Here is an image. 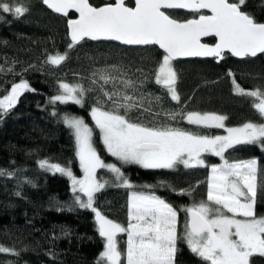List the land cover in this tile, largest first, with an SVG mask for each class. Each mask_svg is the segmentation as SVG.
I'll use <instances>...</instances> for the list:
<instances>
[{
	"label": "trees",
	"instance_id": "16d2710c",
	"mask_svg": "<svg viewBox=\"0 0 264 264\" xmlns=\"http://www.w3.org/2000/svg\"><path fill=\"white\" fill-rule=\"evenodd\" d=\"M5 2L22 4L28 11L17 18L0 10V67L3 68L0 98L22 80L34 91H25L12 109L0 115V173H3L0 174V246L18 253H0V264H98L100 260L104 239L99 235L93 212L75 203L67 176L39 166L40 161L47 160L71 169L74 176L81 175L72 130L63 123L65 115L81 117L93 128V143L101 159L120 167L124 177L134 185L132 189L121 187L112 173L100 171V178L107 184L95 193L94 207L106 218L127 226L128 196L133 189L164 199L178 211L179 220L183 216L182 208L206 200L209 165L219 162L215 156H205L207 167L185 168L177 164L173 169H144L134 164L121 165L106 152L90 117L91 108L102 97L100 85H103V81L92 83L93 73L106 69L116 77L114 82L103 85L108 91H113L114 85L123 90L121 81H132L134 88L128 89V94L136 97L143 94L145 107L151 100L152 112L160 113L154 118L150 112L134 109L128 113L132 122L146 126L167 122L204 135L217 130L189 125L179 117L167 121L164 113H217L226 117L224 122L228 126L264 123L250 98L237 95L233 86L235 79L245 90H264V53L240 60L226 53L218 62L211 59L172 62L180 96L177 103L166 89L155 83V72L163 58L155 46L125 47L83 40L69 48L66 23L73 14L59 17L39 0ZM89 2L94 7L103 4L101 0ZM127 5L131 6L132 2ZM243 10L264 23V0H246ZM167 14L178 21L198 16L182 11H167ZM65 53L67 58L59 66L46 63L49 56ZM61 82L79 84L88 90L83 107L49 102L58 94ZM225 157L230 162H257L260 187L255 212L257 217H264V149L259 145H236L228 149ZM182 190L191 192L189 196L178 194ZM117 241L124 253L125 235H118ZM250 262L264 264V257L253 256ZM174 264L204 262L178 239Z\"/></svg>",
	"mask_w": 264,
	"mask_h": 264
},
{
	"label": "snow or ice",
	"instance_id": "6c2138e0",
	"mask_svg": "<svg viewBox=\"0 0 264 264\" xmlns=\"http://www.w3.org/2000/svg\"><path fill=\"white\" fill-rule=\"evenodd\" d=\"M246 0H135L134 7L125 0L94 7L89 0H42L54 13L68 16L70 10L78 19H69L71 36L69 48L85 38L94 41H118L123 45H158L163 50L162 62L155 72V83L166 89L172 101L180 103L176 89L177 74L172 61L179 57H214L222 59L225 52L236 57H255L264 53V23L257 22L243 10ZM166 9H187L198 19L184 22L172 18ZM206 9L208 13L201 12ZM0 10L19 18L28 9L19 3L0 0ZM217 38L214 46L201 43V37ZM67 53L49 56L46 63L59 66ZM3 68L0 67V71ZM11 70V69H9ZM229 75H232L229 73ZM99 77V80L95 77ZM93 84L114 82L106 69L93 73ZM123 90H106L100 85L102 97L90 110L91 119L106 152L121 165L134 164L144 169H173L177 164L185 168L207 167L202 157L217 156L222 164L211 166L207 181L206 200L181 209L186 214L183 235H178V211L155 194L132 191L128 200V223L104 217L95 207V193L107 181L98 180V169H106L119 186L132 189L116 164L105 163L93 143V128L81 117L65 115L63 123L72 130L76 156L82 178L69 168L47 160L39 162L45 171L67 176L72 185L75 203L95 213L99 235L104 238V251L98 264H174L177 241L182 239L190 251L204 264H250L253 256L264 257V217H257V162H230L225 153L236 145H259L264 149V123L246 122L240 127H225L226 117L216 114L180 111L165 112L167 121L186 120L189 125L203 128H224L227 135L208 136L172 126L167 122H153L152 126L132 122V110L152 112V101L145 107V97L129 95L134 88L130 80H122ZM234 92L250 98L255 111L264 118V90H245L233 79ZM25 91H34L26 81L14 83L10 92L0 98V115L6 114ZM87 89L82 85L61 82L59 92L50 98L52 104H73L83 107ZM159 100V97L156 98ZM56 114L55 112L53 113ZM3 174V173H0ZM191 190L178 194L189 195ZM19 194V193H17ZM86 198V199H85ZM230 214V215H229ZM126 233V251L118 247V234ZM0 253L17 255L13 249L0 246Z\"/></svg>",
	"mask_w": 264,
	"mask_h": 264
},
{
	"label": "water",
	"instance_id": "95a60500",
	"mask_svg": "<svg viewBox=\"0 0 264 264\" xmlns=\"http://www.w3.org/2000/svg\"><path fill=\"white\" fill-rule=\"evenodd\" d=\"M39 1H41V3H42V0H39ZM101 1L103 2V4H102L101 6H99V7L105 6L106 4L114 3V0H101ZM128 1H132V6L127 5V2H128ZM125 3H126V5L129 6V7H134V5H135V0H125ZM42 5H43L47 10H49L51 13H53V14L59 16V17H64V18L68 17V16H62V15H60V14H58V13H54V12H53L51 9H49L45 4L42 3ZM164 11H165L166 13H167V11H182V12H185V13H193V12L187 10V9H166V10H164ZM201 12H203V13H205V14H210V13H208V11H207L206 9H201ZM69 14H73V15H74L73 18H69V19H78V18H79L78 13H75L74 10H70V11H69ZM194 18L198 19V16H197V17H194ZM69 19H68V20H69ZM190 19H193V18H190ZM68 20H67V22H68ZM185 21H186V20H185ZM181 22H184V21H181ZM66 29H67V37H68V40L71 42V36H70V33H69V29H68V27H67V23H66ZM207 39H213L214 42H213V43H207V42H205V40H207ZM84 40H88V41H92V42H112V43H116V44H119V45H121V46H125V47H148V46H140V45H123V44L119 43L118 41H105V40L94 41V40H89V39H87V38H85ZM216 42H217V38H216V37H213V36H205V37H201V43H207L209 46H214ZM149 46H155V47H156L161 53H163V50L160 49L158 45H149ZM225 53H227V54H229L230 56H232L231 53H228V52H225ZM261 54H263V53H258L257 56H259V55H261ZM257 56H255V57H257ZM232 57H234V58H236V59H239V60L245 58V57L241 58V57H236V56H232ZM211 58H214V57H211V56H208V57H179V58L174 59L172 62L185 61V60H192V59H211ZM251 58H254V57H251ZM214 60H215L216 62H218V61L220 60V58H214Z\"/></svg>",
	"mask_w": 264,
	"mask_h": 264
},
{
	"label": "rangeland",
	"instance_id": "374dc122",
	"mask_svg": "<svg viewBox=\"0 0 264 264\" xmlns=\"http://www.w3.org/2000/svg\"><path fill=\"white\" fill-rule=\"evenodd\" d=\"M172 66H173V63H172ZM173 69H174V66H173ZM174 71H175V69H174ZM176 72V71H175ZM208 113V112H207ZM201 114H204V113H201ZM210 114H216V115H219V114H217V113H210ZM77 117V116H76ZM91 117V116H90ZM92 120V119H91ZM93 122V121H92ZM86 123V122H85ZM223 123H224V125H225V127H240V126H242V125H237V126H228V125H226L225 124V122L223 121ZM93 125H94V123H93ZM90 126V125H89ZM91 127V126H90ZM94 127H95V125H94ZM182 129V128H181ZM214 129H216L217 130V132H214L213 134H209L208 136H216V135H227V133H226V131L224 130V128H214ZM184 130H187V129H184ZM188 131H190V130H188ZM98 132H99V130H98ZM99 136H100V134H99ZM100 140H101V137H100ZM101 142H102V140H101ZM103 144V143H102ZM208 154H205L203 157H202V159H204V161H206L205 160V156H207ZM209 156V155H208ZM210 156H212V155H210ZM215 157H217V156H215ZM218 158V160H219V162L218 163H211L209 166H210V171H211V166H217V165H220V164H222L223 163V161H221L220 160V158L219 157H217ZM106 163V162H105ZM109 164H113V163H109ZM102 170H105V171H107L106 169H98L97 170V173H96V177H97V179L98 180H101V181H103L101 178H100V171H102ZM210 171H209V175H210ZM78 179L79 178H82L83 177V172L81 171V175H79V176H76ZM208 178H209V176H208ZM208 178H207V181H208ZM69 181H70V179H69ZM207 181H206V183H207ZM70 183H71V181H70ZM132 184V183H131ZM133 188H134V185H133ZM132 191H136V192H143V193H145V194H154V193H150V192H145V191H140V190H136V189H133ZM132 191H130V193L132 192ZM191 192V191H190ZM206 193H207V188H206ZM129 196H130V194H129ZM129 196H128V200H129ZM86 199V198H85ZM185 208V207H184ZM183 209V208H182ZM91 210V209H90ZM93 214H94V216H95V213L93 212ZM182 214H183V216H182V218L179 220V213H178V222H177V232H178V235H180V236H182L183 235V232H184V227H185V222H186V219H187V217H186V214H185V212L184 211H182ZM230 215V214H229ZM105 217V216H104ZM95 220H96V217H95ZM96 224H97V222H96ZM97 229H98V225H97ZM122 234H124L125 235V241L127 240V235H126V233H122ZM118 235H120V234H118ZM104 239V238H103ZM104 244H105V240H104ZM103 251H104V249H103ZM102 251V252H103ZM125 251H126V244H125ZM102 252H101V254H102ZM101 256V255H100ZM121 264H126V259L124 258V260H121ZM250 264H251V262H250Z\"/></svg>",
	"mask_w": 264,
	"mask_h": 264
},
{
	"label": "flooded vegetation",
	"instance_id": "af4514ba",
	"mask_svg": "<svg viewBox=\"0 0 264 264\" xmlns=\"http://www.w3.org/2000/svg\"><path fill=\"white\" fill-rule=\"evenodd\" d=\"M128 2H130V1H128ZM132 2V1H131ZM132 6V5H131ZM198 15V14H197ZM197 17V16H196ZM210 40H213V39H210ZM214 42V40L212 41V42H210V43H213ZM224 54H226V53H224ZM211 60H214V58H211ZM215 61V60H214Z\"/></svg>",
	"mask_w": 264,
	"mask_h": 264
},
{
	"label": "bare ground",
	"instance_id": "6f19581e",
	"mask_svg": "<svg viewBox=\"0 0 264 264\" xmlns=\"http://www.w3.org/2000/svg\"><path fill=\"white\" fill-rule=\"evenodd\" d=\"M189 196V195H188Z\"/></svg>",
	"mask_w": 264,
	"mask_h": 264
}]
</instances>
